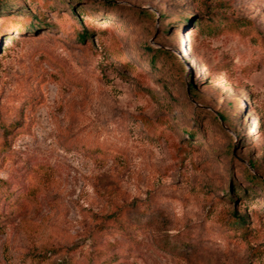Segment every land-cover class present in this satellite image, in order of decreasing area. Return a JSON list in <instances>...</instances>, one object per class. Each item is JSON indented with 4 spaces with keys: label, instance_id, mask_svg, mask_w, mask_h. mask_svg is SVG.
I'll use <instances>...</instances> for the list:
<instances>
[{
    "label": "rangeland",
    "instance_id": "374dc122",
    "mask_svg": "<svg viewBox=\"0 0 264 264\" xmlns=\"http://www.w3.org/2000/svg\"><path fill=\"white\" fill-rule=\"evenodd\" d=\"M65 257L264 264V0H0V264Z\"/></svg>",
    "mask_w": 264,
    "mask_h": 264
},
{
    "label": "trees",
    "instance_id": "16d2710c",
    "mask_svg": "<svg viewBox=\"0 0 264 264\" xmlns=\"http://www.w3.org/2000/svg\"><path fill=\"white\" fill-rule=\"evenodd\" d=\"M87 36L88 34L87 33H78V39L79 40H85L87 39ZM147 50V52L149 54H151L152 57L155 56V53H161V52H164V51H161V50H158V51H153V49L150 47V46H145V48ZM168 54V53H167ZM220 119H222V121H225V118L223 116H219ZM7 131V130H6ZM249 179H252V180H256L252 175L250 174H247ZM256 182H260V181H256ZM121 211L122 209H117L115 212L109 214V215H105L103 217H100L99 220H100V223L98 225V228L99 229H102L104 227V224L108 221H112V222H119V217H120V214H121ZM236 220H233L232 221V224L233 226H236V227H243L244 224H245V218L243 216H240V215H236ZM55 253V251H50L48 252V260L51 258V256ZM45 255V254H44ZM36 257H40V255L36 256ZM49 264H73L72 261H71V258L69 257H65V258H61L57 261H52L50 262Z\"/></svg>",
    "mask_w": 264,
    "mask_h": 264
}]
</instances>
